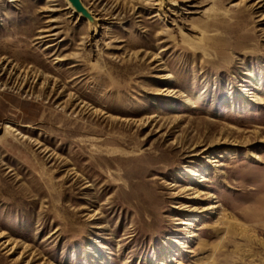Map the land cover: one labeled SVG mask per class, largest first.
<instances>
[{"label":"rangeland","instance_id":"rangeland-1","mask_svg":"<svg viewBox=\"0 0 264 264\" xmlns=\"http://www.w3.org/2000/svg\"><path fill=\"white\" fill-rule=\"evenodd\" d=\"M257 1L0 0V264H264Z\"/></svg>","mask_w":264,"mask_h":264},{"label":"bare ground","instance_id":"bare-ground-1","mask_svg":"<svg viewBox=\"0 0 264 264\" xmlns=\"http://www.w3.org/2000/svg\"><path fill=\"white\" fill-rule=\"evenodd\" d=\"M11 1H16V0H11ZM67 1L70 3V6L74 11H75V9H78L77 11L80 15L85 14V15H87L88 18L93 20V17H92L93 15H90L91 12L84 6L82 0H80V1L82 2L83 7L80 6L79 3H76L75 0H67ZM263 1L264 0H258L257 2H255V6H259L261 3H263ZM156 15H158V14H156ZM51 31H52V28L51 29H48V28L42 29L36 39H41V40L47 39L51 35H54V34H49V32H51ZM24 138H27V137H24ZM251 156H253L257 160H261L260 156H258L256 154L251 153ZM212 162H216V161H212ZM214 208H216V206H214Z\"/></svg>","mask_w":264,"mask_h":264},{"label":"water","instance_id":"water-1","mask_svg":"<svg viewBox=\"0 0 264 264\" xmlns=\"http://www.w3.org/2000/svg\"><path fill=\"white\" fill-rule=\"evenodd\" d=\"M76 3H79L78 0H75Z\"/></svg>","mask_w":264,"mask_h":264}]
</instances>
